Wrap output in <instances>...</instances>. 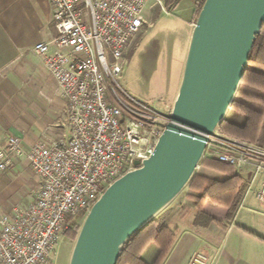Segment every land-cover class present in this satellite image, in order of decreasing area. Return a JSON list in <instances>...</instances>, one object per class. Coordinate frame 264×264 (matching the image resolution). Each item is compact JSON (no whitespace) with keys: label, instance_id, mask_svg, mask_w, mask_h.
<instances>
[{"label":"built area","instance_id":"1","mask_svg":"<svg viewBox=\"0 0 264 264\" xmlns=\"http://www.w3.org/2000/svg\"><path fill=\"white\" fill-rule=\"evenodd\" d=\"M151 1L164 8V0H52L57 35L33 50L66 101L70 134L38 139L30 147L16 134L0 141V170L24 156L41 179L31 203L11 209L0 204V264H54L72 219L135 169L136 160L155 152L172 108L133 97L118 80ZM210 157L238 169L252 167L245 195L264 171V145L219 128L203 160ZM256 196L264 203V180ZM189 264L212 262L196 251Z\"/></svg>","mask_w":264,"mask_h":264},{"label":"water","instance_id":"2","mask_svg":"<svg viewBox=\"0 0 264 264\" xmlns=\"http://www.w3.org/2000/svg\"><path fill=\"white\" fill-rule=\"evenodd\" d=\"M264 23V0H205L155 152L108 186L87 212L69 264H117L134 233L180 205L210 136L227 117Z\"/></svg>","mask_w":264,"mask_h":264},{"label":"crops","instance_id":"3","mask_svg":"<svg viewBox=\"0 0 264 264\" xmlns=\"http://www.w3.org/2000/svg\"><path fill=\"white\" fill-rule=\"evenodd\" d=\"M165 1L175 8L178 6L177 0ZM202 1L193 2L192 17L188 20L192 28ZM56 35L52 0H0L1 142H5L9 135L16 134L23 139L26 147H30L42 137L54 139L69 136L68 111L64 119L66 128L62 129V134H48L45 128L36 126L34 112L23 96L25 88L32 85L44 70L51 76L39 62L33 47L39 41H51ZM259 88L264 89L261 86ZM242 96L264 104L262 99ZM259 144L264 145V121ZM236 169L248 183L250 179L247 176H251L252 167ZM197 173L221 180L227 177L220 171L202 165ZM257 178L254 183L256 189L244 194L231 219L228 218V207L206 202L200 210L216 219L210 223H206V217H200L201 222L196 221L199 209L191 195L195 192L187 186L180 205L169 206L156 216L174 232L167 253L158 261L162 247L153 241L143 250L142 259L147 264H189L194 252L203 251L210 256L212 264H264V203L256 196L264 180V171ZM27 183L35 189V196L29 200L31 203L41 189V179L26 157H17L9 168L0 170V204L6 209L16 206L9 200ZM251 192L253 197L250 199Z\"/></svg>","mask_w":264,"mask_h":264},{"label":"rangeland","instance_id":"4","mask_svg":"<svg viewBox=\"0 0 264 264\" xmlns=\"http://www.w3.org/2000/svg\"><path fill=\"white\" fill-rule=\"evenodd\" d=\"M177 2V8L168 5L165 0L164 8L153 1L149 2L144 15V25L125 51L122 59L123 71L118 76L120 84L129 94L161 109L173 106L182 80L192 33V26L188 20L192 17L194 0ZM257 62L250 60L249 65L264 67V64ZM248 78L250 77H244L242 84L250 83L256 88L264 87V82ZM24 92L23 96L37 119L36 126L45 128L48 134L61 135L62 129L66 128L64 119L67 106L53 78L44 70V73L39 75L32 85L27 86ZM242 95L246 94L238 91V96ZM233 111L231 109L229 113ZM256 144H259V141ZM247 178L250 179L251 176L248 175ZM254 185L251 189H256ZM252 195L253 192L249 194L250 199ZM34 196V187L27 183L9 201L11 204L27 205ZM87 212L80 218L81 224ZM74 243V240L63 237L56 247L54 264H69Z\"/></svg>","mask_w":264,"mask_h":264},{"label":"trees","instance_id":"5","mask_svg":"<svg viewBox=\"0 0 264 264\" xmlns=\"http://www.w3.org/2000/svg\"><path fill=\"white\" fill-rule=\"evenodd\" d=\"M205 0L198 8L199 15ZM197 18V17H196ZM250 60H256L264 64V23L261 32L256 36L254 46L250 53ZM245 75L250 78L264 82V67L248 65ZM239 91L255 99L264 100V90L251 85L241 84ZM233 113L220 123L219 130L250 143H257L260 139L261 129L264 121V104L243 96H236L231 106ZM202 166L220 171L227 175L225 179H217L196 173L189 183V188L195 192L192 195L195 205L199 209L196 221L201 222L200 217H206V223L216 220L213 216L202 212L200 209L206 203H213L228 207V218L231 219L238 209L248 187L244 176L237 169L217 158H206ZM85 215L81 212L72 219L68 230L65 233L67 238L76 240L81 227L80 218ZM174 232L169 225L160 222L157 218L151 220L142 229L138 230L124 245L117 264H147L142 259V252L150 242H157L162 251L158 261L167 253ZM157 264V263H156Z\"/></svg>","mask_w":264,"mask_h":264},{"label":"flooded vegetation","instance_id":"6","mask_svg":"<svg viewBox=\"0 0 264 264\" xmlns=\"http://www.w3.org/2000/svg\"><path fill=\"white\" fill-rule=\"evenodd\" d=\"M66 237V236H65Z\"/></svg>","mask_w":264,"mask_h":264}]
</instances>
